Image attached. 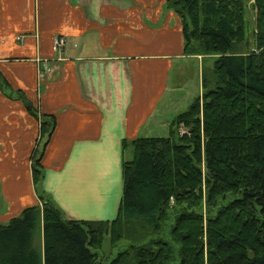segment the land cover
<instances>
[{"label": "trees", "instance_id": "1", "mask_svg": "<svg viewBox=\"0 0 264 264\" xmlns=\"http://www.w3.org/2000/svg\"><path fill=\"white\" fill-rule=\"evenodd\" d=\"M253 1L251 47L246 0H167L184 55L212 62L202 65L201 96L172 120L168 137L121 143L114 220L66 219L44 193L41 160L55 118L28 107L39 125L30 163L40 204L0 224V264H264V0ZM0 89L12 94L1 74ZM170 222L168 239L156 236ZM105 234L111 246L130 243L109 263L97 253Z\"/></svg>", "mask_w": 264, "mask_h": 264}, {"label": "crops", "instance_id": "2", "mask_svg": "<svg viewBox=\"0 0 264 264\" xmlns=\"http://www.w3.org/2000/svg\"><path fill=\"white\" fill-rule=\"evenodd\" d=\"M58 36L66 44L53 52ZM191 58L202 69L201 56L184 55L167 0H0V74L12 92L0 89V224L40 204L30 163L39 125L29 106L55 118L44 193L66 219H115L121 143L171 123L160 106L179 88L172 71Z\"/></svg>", "mask_w": 264, "mask_h": 264}, {"label": "rangeland", "instance_id": "3", "mask_svg": "<svg viewBox=\"0 0 264 264\" xmlns=\"http://www.w3.org/2000/svg\"><path fill=\"white\" fill-rule=\"evenodd\" d=\"M246 40L249 42L251 47H253V39L255 34V10L254 1L246 0ZM212 59L202 58V65H211ZM181 65V66H180ZM46 70V69H45ZM176 77V83L179 84V88L175 92H169L162 106H160V113L164 116V120L172 122L177 114L183 113L195 99L201 96V63L197 58H191L184 60L182 63L178 64V68L174 69L171 73L170 84ZM174 78V79H173ZM178 78V79H177ZM160 124L152 133L150 132V137H161L166 138L169 135V125L161 126ZM179 135L186 133L184 127H178L177 129ZM124 158V156H122ZM128 158V155L126 156ZM123 183V182H122ZM42 189V187H41ZM204 203V201H203ZM204 211V208H203ZM116 218V217H115ZM114 220V219H113ZM170 223L165 225L156 236H161L162 238L168 239L170 231ZM35 248L40 252L42 247V235H41V225L37 227L35 232ZM130 243L127 241H120L115 246L110 244L109 234L103 236V242L100 248L97 250L99 256V262L109 263L111 260L115 259L120 253L128 251Z\"/></svg>", "mask_w": 264, "mask_h": 264}, {"label": "built area", "instance_id": "4", "mask_svg": "<svg viewBox=\"0 0 264 264\" xmlns=\"http://www.w3.org/2000/svg\"><path fill=\"white\" fill-rule=\"evenodd\" d=\"M21 37L17 38L18 41H21ZM66 44V39L62 36L55 37L52 41L51 49L53 52H57L64 48Z\"/></svg>", "mask_w": 264, "mask_h": 264}]
</instances>
